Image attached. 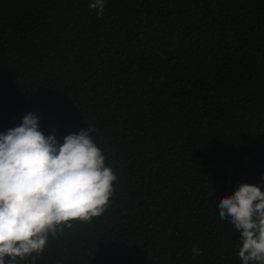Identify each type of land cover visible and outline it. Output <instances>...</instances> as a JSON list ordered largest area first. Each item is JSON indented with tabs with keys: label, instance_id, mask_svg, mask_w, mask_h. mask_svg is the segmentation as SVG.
Here are the masks:
<instances>
[{
	"label": "trees",
	"instance_id": "16d2710c",
	"mask_svg": "<svg viewBox=\"0 0 264 264\" xmlns=\"http://www.w3.org/2000/svg\"><path fill=\"white\" fill-rule=\"evenodd\" d=\"M91 2L0 0V133L91 126L118 176L102 215L15 264H242L218 201L264 190V0Z\"/></svg>",
	"mask_w": 264,
	"mask_h": 264
},
{
	"label": "clouds",
	"instance_id": "9594fccd",
	"mask_svg": "<svg viewBox=\"0 0 264 264\" xmlns=\"http://www.w3.org/2000/svg\"><path fill=\"white\" fill-rule=\"evenodd\" d=\"M106 0H92L103 14ZM91 126L72 132L60 143L40 130V116L29 112L19 126L0 133V264L42 254L49 236L73 221L90 222L102 215L118 176L94 142ZM219 216L240 233L242 264H264V190L241 184L219 199ZM194 256L202 254L192 249ZM33 256V260L36 259ZM6 257L10 258L6 261Z\"/></svg>",
	"mask_w": 264,
	"mask_h": 264
}]
</instances>
